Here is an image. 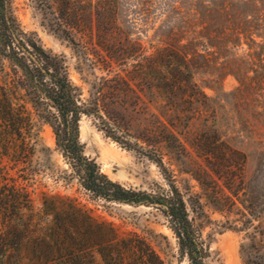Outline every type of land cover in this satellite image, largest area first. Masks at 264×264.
I'll return each mask as SVG.
<instances>
[{"label": "rangeland", "instance_id": "1", "mask_svg": "<svg viewBox=\"0 0 264 264\" xmlns=\"http://www.w3.org/2000/svg\"><path fill=\"white\" fill-rule=\"evenodd\" d=\"M69 1L12 0V6L25 31L47 50L65 55L82 96L107 122L129 133L132 148L106 135L97 115L82 113L84 154L111 179L144 189L165 185L147 154L161 155L208 246L205 264H264V0H103L102 9L96 0H74L71 8ZM108 2L122 39L108 35L100 38L101 46L91 19L106 14ZM65 28L74 44L63 36ZM105 48L141 55L114 64L120 78L104 68ZM169 55L186 64L190 82L176 66L160 63ZM0 61L9 69L6 59ZM141 67L169 84L172 93L124 79L127 72L137 78ZM54 148L52 127L42 122L28 173L22 177L17 167L8 168L31 196L33 211L24 209L23 220L34 217L53 226V215L41 209L46 196L57 217L91 224L93 242L77 256L82 264H103L99 251L122 239L144 241L163 264H188L158 209L90 194ZM13 223L0 232H17L18 249L5 248L0 264H17L16 259L30 264L32 232L20 230L22 221ZM135 256L132 248L124 251L127 262L136 263ZM65 257L56 255L52 264H64Z\"/></svg>", "mask_w": 264, "mask_h": 264}, {"label": "trees", "instance_id": "2", "mask_svg": "<svg viewBox=\"0 0 264 264\" xmlns=\"http://www.w3.org/2000/svg\"><path fill=\"white\" fill-rule=\"evenodd\" d=\"M96 2L101 9L105 8L100 4L103 0ZM68 3L71 8L74 0ZM108 4L110 7L108 6L106 14L100 11L91 19L95 25L97 42L101 46L104 40L100 38L105 36H114L117 42L122 39L112 4ZM65 31L63 36L74 44L69 29L65 28ZM105 50V55L100 57L107 65L104 67L107 73L114 70V64L126 65L127 58L133 56L136 59L141 55L135 52H112L108 48ZM0 57L7 60L9 67L6 69V64L0 61V226L11 222L20 224L18 222L22 221L20 230L32 232L34 245L31 248L33 259L30 264H35V260L39 261L38 264H52L56 255L66 256L64 264H82L77 260L79 250L86 243L93 242L90 237L91 224L87 220L79 221L72 216L66 222L57 217L46 196H43L41 209L46 215H53V226L44 227L33 216L28 221L22 219L24 209L33 211L31 196L23 185L9 175L8 168L17 167L22 177L28 173L26 167L38 144L42 122H47L52 127L55 135L54 149L61 153L72 176H78L80 185L86 191L107 200L155 207L174 234L178 253L187 259L188 264H205L208 246L189 218L184 194L172 169L164 163L161 155L147 154L159 166L165 185L156 183L154 187L144 189L124 186L111 179L100 170L94 159L84 154L78 123L82 113L97 115L106 135L123 146L132 148L129 133L117 124L107 122L99 109L82 96L81 87L69 75L63 53L47 50L34 34L21 27L14 13L12 0H0ZM136 63L141 62L137 60ZM160 63L176 66L191 81L185 63L169 58ZM114 71L115 76L122 77L120 71ZM139 72L137 78L127 72V78L124 79L150 84L163 89L166 95L172 93L171 86L160 81L158 76H153L149 70L141 67ZM190 87V94L195 96L196 84L192 82ZM135 150L142 152L138 148ZM11 233L5 236L0 232V259L5 256V248L18 249L20 239L15 238L17 232L11 230ZM129 248L135 251L136 263L125 261L124 251ZM107 249L99 251L103 264H163L154 250L139 239L133 244L126 239L116 244L109 243ZM20 262V259H16L17 264Z\"/></svg>", "mask_w": 264, "mask_h": 264}]
</instances>
